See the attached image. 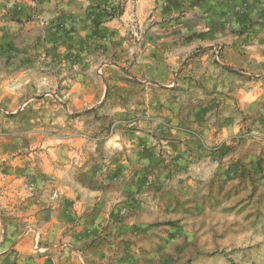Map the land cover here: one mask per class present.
Returning <instances> with one entry per match:
<instances>
[{
    "label": "rangeland",
    "instance_id": "rangeland-1",
    "mask_svg": "<svg viewBox=\"0 0 264 264\" xmlns=\"http://www.w3.org/2000/svg\"><path fill=\"white\" fill-rule=\"evenodd\" d=\"M0 264H264V0H0Z\"/></svg>",
    "mask_w": 264,
    "mask_h": 264
}]
</instances>
